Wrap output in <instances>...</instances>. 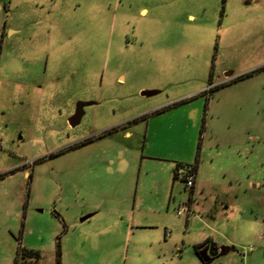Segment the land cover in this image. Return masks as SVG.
<instances>
[{
    "label": "rangeland",
    "instance_id": "rangeland-1",
    "mask_svg": "<svg viewBox=\"0 0 264 264\" xmlns=\"http://www.w3.org/2000/svg\"><path fill=\"white\" fill-rule=\"evenodd\" d=\"M0 138V264H264V0H0Z\"/></svg>",
    "mask_w": 264,
    "mask_h": 264
},
{
    "label": "built area",
    "instance_id": "built-area-1",
    "mask_svg": "<svg viewBox=\"0 0 264 264\" xmlns=\"http://www.w3.org/2000/svg\"><path fill=\"white\" fill-rule=\"evenodd\" d=\"M1 140V138H0ZM27 164V163H26ZM176 176L181 179L184 183V186L188 189L193 187L194 180L196 177V173L193 169L192 164H185V165H179L175 170ZM176 213L178 215H186L188 216L190 214V208L189 205H182L179 206L176 210Z\"/></svg>",
    "mask_w": 264,
    "mask_h": 264
},
{
    "label": "trees",
    "instance_id": "trees-1",
    "mask_svg": "<svg viewBox=\"0 0 264 264\" xmlns=\"http://www.w3.org/2000/svg\"><path fill=\"white\" fill-rule=\"evenodd\" d=\"M210 76H211V74L209 73V79H210ZM157 111H158V110H157ZM137 119H145V115H141V116H139V117H137V118L132 119V122L136 121ZM128 123H129V122H128ZM200 132H202V131L200 130ZM85 142H87V140L82 141L81 144H82V143H85ZM51 156H52V155H51ZM192 165H193V169H194V171H195V173H196V172H197V160H195L194 163H192ZM178 166H179V165L176 164L175 167H174V169H173V179L177 178V176H176V174H175V170H176V168H177ZM29 176H30V174H29ZM189 190H190V194H191V193H192V187H191ZM263 235H264V220H263ZM202 243H203V242H202ZM202 243L196 244V245H195V248H197L198 246H200ZM16 251H17V252H16L17 255H18V253H20L21 256H24V255H27V256H36V255H37V252H36V251H33V250H26L25 248H21V247H19V246H17ZM19 251H20V252H19ZM56 255H57V256L59 255V250H58V249H56ZM13 264H17V257L15 258ZM23 264H28V263L24 261ZM56 264H58V257L56 258Z\"/></svg>",
    "mask_w": 264,
    "mask_h": 264
},
{
    "label": "water",
    "instance_id": "water-1",
    "mask_svg": "<svg viewBox=\"0 0 264 264\" xmlns=\"http://www.w3.org/2000/svg\"><path fill=\"white\" fill-rule=\"evenodd\" d=\"M154 92H155V90H144V91L141 92V94L150 95V94H152ZM83 104L84 103H79V107H78V110L76 111V113L73 116H71V117L68 118V121H69V125L70 126H73L78 121V119L80 117V107ZM215 253H216V246H215L214 243H211L210 244V254L213 255Z\"/></svg>",
    "mask_w": 264,
    "mask_h": 264
},
{
    "label": "crops",
    "instance_id": "crops-1",
    "mask_svg": "<svg viewBox=\"0 0 264 264\" xmlns=\"http://www.w3.org/2000/svg\"><path fill=\"white\" fill-rule=\"evenodd\" d=\"M142 11H144V10H142ZM144 90H153V89H142L141 91H140V93L142 92V91H144ZM24 175H28V171H25L24 172ZM196 178V177H195ZM196 181V179L194 180V184H193V187H192V190H193V188L195 187V182ZM85 218V216L84 217H82V218H80V220H83ZM208 239L206 238L203 242H205V241H207ZM215 244V243H214Z\"/></svg>",
    "mask_w": 264,
    "mask_h": 264
}]
</instances>
